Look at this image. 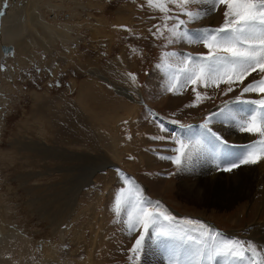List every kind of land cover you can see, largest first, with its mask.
Returning <instances> with one entry per match:
<instances>
[{"label": "rangeland", "instance_id": "1", "mask_svg": "<svg viewBox=\"0 0 264 264\" xmlns=\"http://www.w3.org/2000/svg\"><path fill=\"white\" fill-rule=\"evenodd\" d=\"M0 13V264H166L167 250L151 240L139 260L130 251L143 229L128 235L116 198L122 188L137 186L179 227L192 218L223 240L260 247L264 187L258 179L244 177L229 193L210 192L211 182L204 190L211 162L198 159L191 170L178 171L161 158L176 155L178 145L152 139L195 140L210 113L240 96V88L228 95L210 88L211 100L186 107L192 86L177 89L181 94L167 91L168 77L157 68L162 52L206 53L202 44L165 47L152 35L154 25L163 26V14L146 0H0ZM211 18L222 25L223 6L187 27H204ZM2 44L13 45V53H3ZM218 123L209 127L228 139L215 129ZM243 149L230 146L234 153ZM145 155L157 161L154 169L140 163ZM185 181L199 192L185 196ZM227 258L226 264L236 262Z\"/></svg>", "mask_w": 264, "mask_h": 264}, {"label": "snow or ice", "instance_id": "2", "mask_svg": "<svg viewBox=\"0 0 264 264\" xmlns=\"http://www.w3.org/2000/svg\"><path fill=\"white\" fill-rule=\"evenodd\" d=\"M193 3L201 7L190 10L188 6ZM146 4L163 14V26L154 25L156 31H149L162 39L165 47L186 42L202 44L207 49L206 53L195 55L162 52L157 68L168 77L167 91L181 94L177 89L187 90L192 86L194 99L186 107H196L212 99L207 91L210 88L220 90L223 95L240 88V96L233 101L239 102L240 107L234 110L225 102L224 107L210 113L200 125L203 131L199 138L185 141L179 135L152 137L154 140L172 139L178 145L172 149L176 155L161 158L171 160L178 171L191 170L198 159L208 160L224 172L264 162V75L245 84L253 73L264 74V0H146ZM220 6H223L224 21L219 27H187L218 11ZM9 51L5 50L6 55ZM3 68L0 65V70ZM128 75L135 84V74ZM222 85L225 88H221ZM245 93H258L262 98L241 100ZM215 122L259 139L245 145L243 151L234 153L228 141L209 127ZM161 129L167 131L162 125ZM121 175L126 184L131 183V178ZM120 192L116 198V211L118 214L126 211L123 223L128 235L143 229L130 249L135 260L140 259L151 240L167 250L166 264H212L221 256L247 264H264V249L252 241L223 240L210 225L192 218H185L186 226L179 227L176 217L161 210L159 201H149L138 188H122ZM129 260H133V256H129Z\"/></svg>", "mask_w": 264, "mask_h": 264}, {"label": "bare ground", "instance_id": "3", "mask_svg": "<svg viewBox=\"0 0 264 264\" xmlns=\"http://www.w3.org/2000/svg\"><path fill=\"white\" fill-rule=\"evenodd\" d=\"M25 3V2H24ZM27 5V4H26ZM26 9V8H25ZM26 12V11H25ZM24 13V12H23ZM213 13V12H212ZM209 16V15H208ZM208 16H206L205 18H208ZM205 21V26H207V24H208V26H211V27H213V28H215L216 27V25H215V20H214V18H211V19H206V20H204ZM6 22H7V20H6ZM35 22H33V24H34ZM24 25V24H23ZM14 27V26H13ZM13 27H10L12 30V32H13V34L12 35H14V36H18V33L20 32V30L18 29V30H16L17 29V27H16V24H15V27H16V29H14ZM21 29V28H20ZM44 30H46V29H44ZM10 32V31H9ZM23 32V31H22ZM9 34V33H8ZM6 35V34H5ZM8 37V36H7ZM10 37V36H9ZM8 37V38H9ZM3 45V44H2ZM1 45V46H2ZM10 45V44H9ZM10 46H12V51H10V52H12L13 53V51H14V47H13V45H10ZM183 47H187V44H186V42H184L183 43ZM10 52H8V53H10ZM6 54V53H5ZM259 75V78H260V75H264V74H258V73H253L252 74V76H250V77H248V79L245 81V84H247V83H250L251 81H252V79L253 78H256L257 76ZM100 77L102 76V75H99ZM120 88V89H119ZM118 93L119 94H122V95H128V93H127V91L126 90H124V89H122L121 87H118ZM117 91V90H116ZM246 95H244L243 96V98H242V100H255V99H261L262 97H261V95L260 94H258V95H256V96H253V93H245ZM229 105L231 106V107H233V109L235 110V109H237V108H239L240 107V104H239V102H236V103H229ZM245 107H247V105H245ZM211 124H213V123H211ZM215 125V124H214ZM169 126H171L174 130L176 129V130H178V128L179 127H177V126H174V125H170V123H169ZM216 127H215V129L217 128L219 131H220V133L222 132V133H227V135H228V139H226L227 141H228V143H229V145L232 147V148H236V146H238V148H239V145H241V146H245V145H248V144H250L252 141H254V140H257V139H259V137L258 136H252V135H249V134H246V133H240V132H238V131H236V130H234L233 128H230L229 126H224L223 124H221V123H218V125L216 124L215 125ZM214 127V126H213ZM200 135V134H199ZM199 138V137H198ZM240 151H237L236 150V153H239ZM103 164L105 163V166L104 167H109V166H113V164H111V163H106L105 161L104 162H102ZM88 165H89V163H88ZM104 167H101V168H99V169H102V168H104ZM98 168V167H97ZM243 169H245V173L244 174H242V175H237L236 173H239L241 170H243ZM205 170H208V175L211 177L210 179H208V180H205V182L204 183H202V184H200V185H202L200 188H202V189H206V186L208 185V183L209 182H211V184H210V189H209V191L211 192V190H215L216 192H217V194H221V193H226V192H228L229 193V190L227 189V188H229L230 186L232 187V185H235V184H238V183H241L240 181H242L241 179L242 178H244V177H248L249 179L250 178H256V179H258V183H260V185L261 186H263L264 187V162H261V163H258V164H256V165H243V166H241V167H239V168H237V169H234L232 172H224V171H222V170H218L212 163H210V164H208L207 166H206V168H205ZM188 174V173H187ZM85 180V179H84ZM245 181V180H244ZM257 181V180H256ZM91 182H92V180L90 181V182H88L89 184H91ZM246 182V181H245ZM249 182V181H248ZM219 183H221L222 185V187H221V190L219 189H217V187H219V186H217V184H219ZM251 183V182H250ZM249 183V184H250ZM256 183V182H255ZM239 185V184H238ZM240 185H242V184H240ZM255 185V184H254ZM253 187V186H252ZM262 187V188H263ZM137 188L139 189V190H141V189H143V188H141L140 186H137ZM181 188L182 189H184V195L185 196H187V194H189V195H191V196H194L195 194H194V192L195 191H198V190H195V189H193L192 187H191V185H189L186 181L185 182H183L182 183V186H181ZM248 188V187H247ZM261 188V187H260ZM245 189V188H244ZM246 190H248V189H246ZM258 190V189H257ZM142 192H143V195L149 200V198H148V196H147V194L143 191V190H141ZM249 191V190H248ZM199 192V191H198ZM254 192V191H253ZM252 194V193H251ZM73 197V196H72ZM64 201H66V200H64ZM262 234V233H261ZM259 243H260V247H258V248H261V249H264V233H263V235L260 237V240H259ZM227 258V257H226ZM226 258L225 257H223V256H221V257H217V258H215L212 262H215L214 264H226L225 262H224V260H226ZM228 259V258H227ZM234 264H239V261H236V262H233ZM227 264H229L228 262H227Z\"/></svg>", "mask_w": 264, "mask_h": 264}, {"label": "crops", "instance_id": "4", "mask_svg": "<svg viewBox=\"0 0 264 264\" xmlns=\"http://www.w3.org/2000/svg\"><path fill=\"white\" fill-rule=\"evenodd\" d=\"M169 147H171V144H169V142L165 143V149H167V148L169 149ZM156 153H158V152H156ZM168 155H169V153H168ZM154 162H157V161H154ZM154 162H151V160L148 158V156L145 155L144 160L140 163L144 164L145 166H148V169L152 170V169H154V164H153ZM151 172H153V171H151ZM162 173H164V177H165L166 173L165 172H162ZM153 175H154V173H153ZM167 176H169V174H167ZM154 180H156V179H154Z\"/></svg>", "mask_w": 264, "mask_h": 264}, {"label": "water", "instance_id": "5", "mask_svg": "<svg viewBox=\"0 0 264 264\" xmlns=\"http://www.w3.org/2000/svg\"><path fill=\"white\" fill-rule=\"evenodd\" d=\"M5 1H6V0H5ZM6 49L12 51V46L3 44V45L1 46V50H2V52L5 53V50H6ZM10 51H9V52H10Z\"/></svg>", "mask_w": 264, "mask_h": 264}]
</instances>
